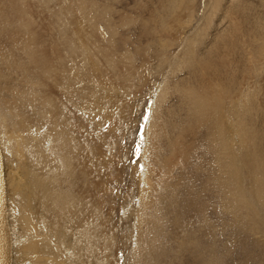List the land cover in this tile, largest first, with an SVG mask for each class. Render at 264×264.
I'll return each mask as SVG.
<instances>
[{"label":"rangeland","instance_id":"374dc122","mask_svg":"<svg viewBox=\"0 0 264 264\" xmlns=\"http://www.w3.org/2000/svg\"><path fill=\"white\" fill-rule=\"evenodd\" d=\"M163 1H165V3H163ZM163 1L50 0V2L55 3L53 4L52 8H57L58 11L61 10L62 14L65 15L67 19H69L73 24V53H75V56H77L75 57L73 55V102L77 103H73L74 124L72 130L74 134L73 136L75 137L73 138V144H77L76 146L73 145V194H76L78 198L80 194L87 195L89 201L92 203L94 201L96 206L99 205L102 207L100 209L104 215L103 218L107 220H105V223L109 227L107 228L106 244L104 243L102 246L106 253H103L107 255L105 256L109 260L111 258L115 259V261L113 259V263L108 262L109 260H107L108 264H133V259L131 260V258H136L137 256L139 257L141 253L142 254L140 257H143V259H145L146 256L149 259L154 257L157 261L156 262L153 260L154 264H264V220L261 221L263 223L257 222V219L253 220V212L251 211L250 223H252V225L249 223V225L246 224V227H244L241 224L242 220L239 219L240 212L237 215L234 214L236 213L235 211L238 205L236 204V206L234 205L231 207L232 209L234 208V211H231L234 212L233 214L227 213V210H222V207L219 206L222 201L219 198L217 189H206L202 185V182L195 185L196 190L194 193H192V187L190 185L192 184V176H194L192 173L193 170L197 169L198 171L202 172V175L207 172L205 165L207 159L206 157H203L206 146L205 143L202 145L204 130L202 123L193 121L191 118L187 120L190 122L186 121L190 114L189 109L183 105L179 98L181 91L189 88L190 82L192 83L190 87L196 86L207 89V85L214 86L216 83V85L219 86L220 81L217 80V75H222L223 79V76H226V79L229 77V84L225 81L228 86H224L228 93L226 98L227 101L225 100V102H223L225 105H223L224 108H222V113H224L223 115L221 113V120L224 119V126L222 125L221 127L223 136L222 140L224 142L226 141L224 146H227L229 142H232V144L234 142L232 147L234 148L235 146V148H239L238 145H240L241 142H247V137L242 135L243 132L246 133V129H249L252 138L254 139L256 127L258 130H260L263 127L262 121H264V45H261V42L264 41V36L262 33L256 31L257 28L253 23L261 20L259 23L264 25V0H213L214 2L212 0H183L187 2L176 0L179 4L186 3L187 5V3H189L188 7L182 4L184 7H182L183 9L179 7L175 0L174 3L173 0H170V3L167 2L168 0ZM160 2L162 4L161 7H165V9H167H164L165 13L163 12V9L160 8ZM213 4L216 5V8ZM241 4L243 5L242 7ZM101 5L104 7H101ZM168 5H170L169 7L172 8H169ZM178 7L180 9L179 12ZM189 7L190 10L188 9ZM246 7H248V9ZM159 8L162 10L160 11ZM94 9H96V11ZM234 11L237 12L235 13ZM170 12H172V14ZM230 12H233L234 15H238V13L241 12V14L239 13L238 16L242 15L243 17L239 18L236 16V18H239V22L236 21L235 24L236 19L235 17H232L233 15ZM227 13H229V15L231 14V16L227 15ZM163 14L166 17H164ZM83 16L84 19L82 18ZM173 16H176V18ZM40 17H43L41 20L44 21V23H47L50 14L47 12H41ZM166 18H168L170 21L172 20V24L168 19L167 21ZM159 19L164 20V29L162 28L163 26H161L162 23L161 21L159 22ZM242 21H245V23L247 22V24L242 23ZM230 23H232V25ZM240 23L244 24V26L242 24L240 25ZM228 24L231 28L230 31L232 32L229 31L230 28L228 27ZM235 26L236 29L238 27L239 28L236 30ZM240 28L241 31L239 30ZM167 30L169 32H167ZM248 30L249 32H247ZM252 31L254 34H257L254 36ZM109 32L112 33V43L111 41H108V39L111 40V36L109 37L111 33L109 34ZM245 32L249 35L245 34ZM243 35H246L244 36L245 41L243 40ZM222 36L225 37L223 38ZM182 37H185V40H182ZM192 37L193 39H191ZM255 37L258 38H256L258 42L254 41ZM159 38H163L167 42ZM251 38L253 40H250ZM158 39L161 42L164 41V43L158 42L161 44L159 45L157 43ZM200 39L203 41L202 43ZM218 40H227L226 43L228 44L229 42L230 45H223L225 41H222L223 43H218ZM239 40L241 43H239ZM215 42L221 44V47L219 45L217 46ZM254 42L259 43L262 47H259V44L256 45ZM180 43L183 45L184 49ZM243 44L246 45V48L243 46ZM247 44L250 45V48ZM179 45L181 46L182 51L179 50ZM225 45L227 47H225ZM257 46L261 48H258V50L263 51H261L262 56L260 55V51L258 53ZM154 47H156V49ZM228 47L229 49L232 47V51H236L237 49V53H235V51L232 52L229 50L228 52L225 50ZM253 47L255 48L253 49ZM189 48H193L191 49V52ZM210 48L214 53L210 51ZM98 49H108L112 59L110 56L105 58L100 55ZM187 49H189V52H186ZM217 49L219 50L218 52ZM207 50L210 52L208 53ZM247 51H254L253 53H255L256 57H258V55L261 57L259 56L256 58L253 53L249 52L247 55ZM206 52L207 54L205 55ZM243 52H246L244 56L247 55L245 59L247 61H243L242 63L241 61L243 58L238 57V54L240 53V55H242ZM256 52L258 54H256ZM178 53H182V57L179 56ZM228 53H231L232 56L237 57L234 58ZM209 54L211 56H209L210 58L208 59L207 56ZM82 55L85 57V59H88H86L87 65L85 66L82 65ZM212 55H216V57L212 58ZM228 55L230 56L229 59ZM201 56L204 57L203 59L205 61L207 60V63H204L205 61L203 60V62L202 58H199ZM182 58L184 61H187L184 62ZM221 58L222 60L224 58L225 61L228 59L226 61L228 63L226 66L227 68L225 67L227 64L225 61H219ZM231 58H233L234 61ZM261 58L263 60H261ZM255 59H258L259 63ZM208 60H210L209 62L212 63L208 64ZM215 60H217V62ZM235 61L239 65H253L254 67L252 66V70H254V72L252 71V73H250V65L248 66L249 69L245 67L246 69L244 68L245 71L243 72L242 68L244 66L242 65L243 67L239 66L238 68H240L245 75L241 73V71L239 74L238 71L240 69H236L238 64L236 66ZM245 62L247 64H244ZM203 63L205 64L204 68L202 65ZM230 64H232V68L230 67ZM256 64L261 66L263 65L261 67L262 71L260 66L259 70ZM187 65L189 68H187ZM222 67L226 69H222ZM201 68H203L202 72L205 71V75L204 73H200ZM229 68L230 70L236 69L239 75L235 74V72L233 73L234 70L228 71ZM192 69L193 71H191ZM256 69H258V71ZM215 70L216 73H214ZM223 70H226V72ZM198 71L200 72L198 73ZM247 71L249 72L248 75L250 74L249 76L252 77L254 75L255 78H248V76H246ZM260 71L261 73L263 72L262 79V75L260 76L261 73L258 74ZM229 74H231V76H229ZM242 74L246 76V79H250L249 81H246L248 84L245 83L244 80L246 79ZM209 75H211L212 79L208 78L210 77ZM235 76L238 77L237 80H235ZM189 77H192V80ZM201 77L202 79L200 80ZM186 78H189L190 82H187ZM241 78L244 84H241L242 82L239 81ZM180 79H183L186 82L185 83L182 80V83H185V85H180ZM197 79H199L201 83H199ZM231 79L234 83H231ZM252 79L256 80V83H251V85L255 84L253 86L250 85ZM259 79L263 83H261ZM236 81L241 83H237V85ZM194 82L201 85L199 86V84L197 85ZM239 85H244L242 87L243 89ZM173 87L176 88L174 89ZM235 87L238 89L237 92H235ZM218 88L220 89V87ZM251 88L253 91L255 90L257 92L258 96L254 93L255 91H250L252 90ZM257 89L259 91L261 90V92L258 93ZM244 91L248 93L252 92L254 94L253 95L250 93L249 97H257L256 101L253 100V105H250L252 109L251 107L247 108L248 106L246 107V105L243 106L246 108L242 109L243 113L245 114L248 110L250 112H248L249 115L252 117L253 115H251V113L254 114L252 121L248 118L247 121L245 120V117H250L247 114V116L243 117H240L241 114H237V116L236 114H232L235 105V109L238 112L240 106L244 104L243 98L240 99L241 101L243 100V102H239V98L243 97L241 94H243L242 92ZM248 93L243 94L245 98L248 96ZM261 93H263V95ZM231 96L234 97V101L232 102H230L233 100L230 99L232 98ZM237 96H239L238 102L236 100ZM258 98L261 99L260 103L258 102ZM249 102L247 101L245 103L249 104ZM238 103L239 108L237 107ZM240 103H242V105ZM255 105L256 110L253 109ZM250 110L254 112H251ZM230 112L231 115H229ZM226 118L229 121H227ZM241 118H243V121ZM183 120L184 122L186 121L185 123L187 124L190 123V125L188 124L189 126H187L185 123H181ZM234 121L238 122L235 123ZM229 122H233V124L230 125L231 123L229 124ZM247 122L253 123L255 126H252L251 124L250 126L247 124ZM236 124L240 125V128ZM243 125L245 127H242ZM247 125H249L251 128ZM232 127L237 128L238 131L236 129H232ZM261 132V134H263L260 136L261 140L256 139V142L259 148H262L261 151L264 156V127L262 128ZM179 142L180 144H178ZM171 143H176L185 150L189 149V159L184 156L182 157L186 163L170 152ZM138 147L139 151H137ZM166 148L169 151H167ZM251 153L253 154V148ZM160 160H162V162L166 161L164 163L168 165H163L164 163H160ZM162 165L163 168L160 167ZM86 166L89 168H86ZM82 167L86 168L84 170L86 173L88 172V175L84 173V170L82 173ZM195 175H198V173ZM202 175L201 177H197L204 179ZM87 176H89V179L86 178ZM262 177H264V173ZM164 182H166V184ZM83 185L86 186V188L83 187ZM243 188H245V186ZM82 191H84V193ZM89 201L87 202L88 205ZM102 201L104 202L101 203ZM255 203V210L262 209L264 207V197H257ZM172 208H174V210H171ZM123 211L124 214L122 213ZM176 211L177 213L180 212V214H178V217L180 218V222L178 221L179 224L172 221L176 216L174 214ZM94 213L95 212L92 211L90 215L92 219L88 217V221L93 220L95 215H98L97 213ZM261 213L264 219V212L261 211ZM76 215L80 216V213L77 212ZM230 215L234 220L236 217L239 220L236 221L237 223L233 227L229 224ZM232 215L235 216L233 217ZM146 216L148 218H146ZM107 217L110 218L107 219ZM144 218L147 222L154 220L156 224L153 223V225L146 226ZM112 219L114 221H112ZM247 220L249 221V219ZM79 224V221L73 218V234H76V230H79ZM159 226H162V228ZM147 228H149L150 233H147L149 232L146 230ZM144 229L146 231H144ZM108 230L111 232L109 233ZM136 233L138 237L136 236ZM141 234L144 238H146L145 240L150 238V236L152 237L153 235V240L151 239V245L155 247L152 246V251H150V253L148 252L149 254L146 253V255L144 254V251H147V244L145 243V240L143 242L146 244V247L143 246L144 243L142 242V252L137 254L135 253L136 251H134L136 239L142 237ZM62 238L60 240V244L61 242H65L67 245L65 243L61 244L62 246L60 245V254H58L54 249L53 245L55 244H52L51 246V249L59 258V260H61V258L62 260H64V258H69L68 246L72 240L74 245L75 241V238L72 236L69 237L70 239L66 237ZM154 240L159 248L158 246L156 247ZM160 243L163 247L160 245ZM151 252L154 254V256L151 255ZM94 254L97 253L94 252ZM94 254L93 257H95ZM63 255H66L67 257H64ZM77 258H82L79 256V253ZM72 263L80 264L78 262L76 263L75 259L72 260Z\"/></svg>","mask_w":264,"mask_h":264},{"label":"bare ground","instance_id":"6f19581e","mask_svg":"<svg viewBox=\"0 0 264 264\" xmlns=\"http://www.w3.org/2000/svg\"><path fill=\"white\" fill-rule=\"evenodd\" d=\"M169 1L170 0H168L167 2H169ZM177 1H176V3L179 5V7L181 9H183L184 7L182 6V4H184V3H182V4L180 3L181 4V6H180V4ZM183 2H187V1H183ZM163 3H165V1H163ZM173 3H174V0H173ZM176 3H175V5H176ZM215 3H217V2H215ZM53 4H55V3L50 2V0H0V193H1V205H2L4 228H5L6 236L8 237L7 242L9 245V253H8L6 264H60V263L61 264H73L72 263L73 259H75L76 263L78 262L80 264L81 263L82 264H95V263L108 264V262L113 263L115 261V259L111 258L112 260L110 259L111 260L110 261L108 258H106L107 255L103 253L105 251H104V248L102 246L104 245V243L106 244L107 228H109V227L105 223L106 219L103 218L104 215L100 209L102 207L99 205L96 206L94 204V201H93V203L91 201H89V199L87 198V195L80 194L79 198H78L76 196V194H73V145H74L73 144V138H75V137L73 136L74 134H73L72 127L74 124L73 123V103H76V102H73V92H74L73 91V84H74L73 83V55L75 56V53H73V31H72V29H73L72 25L73 24L70 22L69 19H67V17L65 15L62 14L61 10L58 11L57 8L53 9L52 8ZM160 4H161V2H160ZM188 4L189 3H187V5H186V3H185L184 5L188 7L189 6ZM263 5H264V2H263ZM102 6L103 5H101V7ZM161 6H162V4L160 5V8H162L163 12H164L165 7L163 8ZM163 6H165V5H163ZM169 6L170 5H168V7ZM215 6L216 5H214V7ZM242 6L243 5L241 4V7ZM62 7H63V5H62ZM179 7H178V9H179ZM187 7H185V8H187ZM169 8H172V7H169ZM173 8H175V7H173ZM246 8L248 9V7H246ZM162 9H160V11ZM188 9L190 10V7ZM188 9H186V10H188ZM191 9H193V8H191ZM94 10L96 11V9H94ZM165 10H167V9H165ZM179 11H180V9L178 10V12ZM41 12L42 13L47 12L50 14V17H49L47 23H44V21L41 20L43 18V17H40ZM101 12H103V11H101ZM153 12H155V11H153ZM234 12L236 13L237 11H234ZM170 13L172 14V12H170ZM239 13L241 14V12H239ZM239 13H238V15H239ZM101 14H103V13H101ZM159 14H160V12H159ZM188 14H189V12H188ZM231 14L233 15L232 17H235V19H236V20L234 19L235 24H236V21L239 22L240 17H243L242 15L241 16H238L237 14L234 15L233 12ZM231 14L229 15V13H227V15H229V16H231ZM161 15H162V12H161ZM167 15H170V14H167ZM104 16H105V14H104ZM163 16L166 17L164 14H163ZM179 16H180V14H179ZM225 16H226V13H225ZM236 16H238L239 18L237 17L238 18L237 19ZM252 16H254V15H252ZM151 17H152V15H151ZM82 18L84 19V16ZM97 18H98V16H97ZM174 18H176V16ZM102 19H106V18H102ZM167 19L168 18H166V20ZM164 20H165V18H164ZM164 20L159 19V22L161 21V23H162L161 26H163ZM242 20H244V19H242ZM171 21L169 20V22H171ZM260 21L261 20H258L253 24L257 28L256 31L262 33V35L264 36V25H261V23H259ZM81 22H82V20H81ZM172 22H171V24H172ZM242 23L247 24V22L245 23V21L244 22L242 21ZM242 23H240V25ZM230 24L232 25V23H230ZM244 24H242V25L244 26ZM173 25H174V23H173ZM112 26H113V23H112ZM243 26H240V27H243ZM228 27H229V24H228ZM162 28L164 29V26ZM251 28H250V30H251ZM235 29H236V26H235ZM248 29H249V26H248ZM168 30H167V32L170 31V30L169 31ZM230 30H231V28L229 29V31ZM239 30L241 31V28ZM253 31H252V34L255 36V34H257V33L254 34L255 31L254 32ZM225 32H226V30H225ZM230 32H232V31H230ZM233 32H234V30H233ZM247 32H249V30ZM110 33L111 32H109V34ZM157 33L159 35L158 30H157ZM92 34H93V32H92ZM245 34H248V33L245 32ZM115 35H116V31H115ZM219 35H218V37H219ZM222 35H224V34H222ZM248 35H247V37H248ZM160 36H163V35H160ZM244 36H246V35H243V40L245 41ZM109 37L111 38V40L108 39V41H111V43H112V39H113L112 33L109 35ZM257 37H255V39ZM145 38H147V37H145ZM184 38L182 37V40ZM188 38H190V37H188ZM240 38H241V36H240ZM252 38L250 40H253ZM159 39H163V38H159ZM159 39H158L157 43L158 42L164 43L165 39H163L164 41L162 40L163 42L159 41ZM191 39H193V37ZM248 39H249V37H248ZM255 39H254V41L258 42V40L257 39L255 40ZM227 40H224L225 43H223L224 42L223 40H221V41L218 40L219 41L218 43L223 41L222 43L224 45V44H227L226 43ZM165 42H167V41H165ZM192 42H193V40H192ZM202 42L203 41L201 40V43ZM213 42H212V44H213ZM262 42H261V45L262 44L264 45V41H262ZM113 43H114V41H113ZM169 43H170V41H169ZM199 43H200V41H199ZM218 43H216L217 46L218 45L220 46L221 44H218ZM239 43H241L240 40H239ZM246 43H244V44H246ZM228 44H229V42H228ZM244 44H243V46L245 47L246 45H244ZM255 44L258 45L259 43H255ZM105 45H107V44H105ZM159 45H161V44H159ZM180 45H182V44L180 43ZM247 45H249V44H247ZM261 45L259 44V47H262ZM164 46L166 47L165 44H164ZM225 47H227V46L225 45ZM239 47H240V45H239ZM248 47L250 48V45ZM259 47L257 46L258 53L260 51V50H258ZM154 48L156 49V47H154ZM182 48H183V45H182ZM186 48H187V46H186ZM249 48H247V49H249ZM254 48L255 47H253V49ZM189 49H187L186 52H189L188 51ZM191 49H193V48H191ZM191 49H190V52H191ZM231 49H232V47H231ZM231 49H229V47H228L225 50H227L229 52V50L232 51ZM259 49H261V48H259ZM179 50L182 51L181 46H180ZM220 50H222V49H220ZM98 51L100 52V55H102L103 57L107 58L108 56H110V58L112 59V57L110 55V51L108 49H100V50L98 49ZM210 51H212V49ZM210 51H208V53ZM218 51L219 50L217 49V52ZM234 51H232V52H234ZM261 51H260V55H261ZM248 52L249 51H247V55H248ZM253 52L254 51H252V52L250 51L249 53H253ZM182 53L181 54L178 53V55L181 56ZM220 53H221V51H220ZM231 53L230 54L228 53V54L231 55ZM235 53H237V49H236ZM240 53L238 54V57L243 58L241 62L243 63V61H247V60H245L247 55L244 56V54H246V52H243L242 55H240ZM258 53L256 52V54H258ZM185 54H187V53H185ZM206 54H207V52L205 53V55ZM253 54L256 57L255 53H253ZM87 55H89V54H87ZM260 55H258V57ZM209 56H211V55L209 54L207 56L208 59L210 58ZM75 57H77V56H75ZM213 57H216V55L215 56L212 55V58ZM232 57L236 58L237 56H232ZM258 57H256V58H258ZM199 58H202V61L204 60L203 59L204 57H202V56ZM229 58H230V56L228 57V59ZM252 58H254V57H252ZM86 59L82 55V63H83L82 65L83 66L87 65ZM231 59L234 61L233 58H231ZM239 59H241V58H239ZM210 60H208V64L210 63L209 62ZM220 60H221V62L225 61L224 58H223V60H222V58L219 59V61ZM261 60H263V59L261 58ZM183 61H184V59H183ZM186 61H184V62H186ZM206 61L204 63H207ZM215 61L217 62V60H215ZM256 61L258 62V59ZM179 62H180V60H179ZM263 62H262V64H263ZM204 63L202 64L203 68L205 67ZM250 63H251V61H250ZM237 64L238 63L236 62L235 65L237 66ZM244 64H247V63L245 62ZM227 65H228V63L225 65V67ZM230 65H231L230 67L232 68V64H230ZM242 65L238 64L236 69L239 70L240 68H238V67L239 66L243 67L244 65L243 66ZM249 65L250 64H247V66L245 65L242 68L243 72L245 71L246 68L249 69L248 68ZM256 65H257L258 69H259V66H260V69L263 66V65L261 66L258 64H256ZM252 66L251 65L249 66L251 69V70L249 69L250 73H252V71L254 72V70H252ZM223 67H224V65H223ZM223 67H222V69L227 68V67L226 68H223ZM233 67H235V66H233ZM187 68H189V66ZM191 68H192V66H191ZM203 68H201V72L198 71V73L199 72L201 74L204 73V75H205V71L202 72ZM236 69H233L234 71L232 69L230 70V68H229V70L228 69L227 70L233 71V73L235 72V74H238L241 71V69L238 71V73H237ZM258 69H256V70L258 71ZM188 71H186V72H188ZM191 71H193V69ZM223 71L226 72V70H223ZM223 71H222V73H223ZM261 71H262V69H261ZM261 71L259 73L258 72L257 73L260 74ZM208 72H209V70H208ZM243 72L241 71V73H243ZM105 73H107V72H105ZM214 73H216V70L214 71ZM248 73L249 72L247 71L246 76H248V78H255V76L253 75L255 73L252 74L253 75L252 77L249 76L250 74L248 75ZM262 73L260 74V76L262 75ZM242 75H241V77H242ZM209 76L210 77H208V76L207 77L210 79L211 75H209ZM229 76H231V74H229ZM246 76H244L245 79H246ZM223 77H224V79L222 78V75H220V76L217 75V80L220 81L219 86H217L215 83L214 86L207 85V89L206 88L203 89V88L196 87V86L190 87L192 83L189 81L190 80L189 78H191V80H192V77H189L188 79L186 78L187 82H190L189 83L190 86H189V88L181 91V95H179L180 96L179 98H180L181 102L183 103V105L186 106L187 109H189L190 114H189V117L186 119V121L189 118H191L193 121H196L198 123H202L203 130H204V138L202 141V145H204V143H205V146H206L205 147L206 150L204 151L205 154L203 155V157L204 158L206 157V159H207V162L205 164L207 172L205 174L203 173L204 175H202L201 174L202 172L198 171L197 169H194L192 172L194 174V176H192V180H191L192 184L191 185L189 184V185L192 187V193H194L196 190L195 185H197L201 182L203 183L202 185L206 189L212 190L213 188H216L217 193L219 195V198L222 201L221 202L219 199V201L221 202V204H219V206L222 207V210H227V213L233 214L234 212H231V211H234V208L232 209L231 207L234 205L236 206V204H237L238 207L235 211L236 213H234V214L237 215L240 212L239 213V215H240L239 219L242 220L241 224L244 227H246L245 225L246 224L249 225V223H250V216H251L250 212L251 211L253 212V220L257 219V222H259V223H263L261 221L264 220L262 213H261V211L264 212V207L262 209L255 210L256 198L259 196L264 197V180H262V179H264V177H262L263 173H264L263 172L264 171V159H263L264 156H263V153L261 151L262 148L260 149L257 142H256L258 139L261 138L260 136L263 135V134H261L262 133L261 131H262V128L264 127V121H262L263 127L261 126L262 128L260 130H258V128L256 127L255 133H254V139L252 138V135H251V132L249 131V129H246V131L244 130L246 133L243 132L242 135H245L247 137V142H245V143L241 142V144L238 145L239 148H235V146H234V148L232 147L234 142H233V144H232V142H229L227 145L228 147L224 146L226 141L224 142L222 140L223 136H222V128L221 127H222V125L224 126V124H223L224 119L221 120V117H222L221 113H222V108H224L223 105H225V103L223 104V102H225L227 95H228L226 88H224V86L225 87L228 86L225 83V81L228 82L229 77H228V79L225 78L226 76H223ZM232 77H230V78H232ZM262 77H263V75L261 76V79H262ZM258 78H259V76H258ZM183 79H184V77H183ZM183 79H180L181 80V82L179 81L180 85L183 84L182 83L184 81ZM201 79H202V77L200 78V80ZM237 79H238V77H236L235 80H237ZM197 80L199 81V79H197ZM249 80L250 79H246L244 81H245V83L248 84V82H246V81H249ZM252 80L250 82V85H251V83H254V82L256 83L255 79L253 81ZM239 81L242 82V83L240 82L241 84H244L242 81V78ZM259 81L261 83H263L260 79H259ZM232 82L233 81L231 79V83ZM185 83L183 85H185ZM194 83L197 84L196 82H194ZM199 83H201V81H199ZM237 83H239V82L236 81V84ZM228 84H229V82H228ZM200 85L201 84H199V86ZM212 85H213V83H212ZM253 85H255V84H252L251 86H253ZM243 86H240V87L242 88ZM218 87H220V89ZM236 87H235L236 91L234 90L235 92L238 91V89ZM260 87H259V89H260ZM245 89H246V84H245ZM250 91H253V89ZM230 92H232V91H230ZM259 92H261V90L260 91L258 90V93ZM239 93H241V92H239ZM242 93L247 94L248 92L244 91ZM250 93L253 94L252 92H250ZM250 93H248V96L246 98L244 97L243 94H241L243 97L239 98V102L241 101L240 99L243 98L244 104L242 105V103H240L242 105V106H240L241 111H240V109H238L239 110L238 112L235 109V106H236L235 105L233 108L234 109V111L232 113L233 115L236 114V116H237V114L238 115L241 114L240 117L241 116L242 117L247 116V115L250 116L249 115L250 112L248 110L246 113L247 115L245 113H243V110H242V109L246 108L247 106H248L247 108L251 107L253 105L252 104L253 100L256 101V99H257V97H255V96L249 97ZM254 93L258 96L256 91ZM261 94L263 95V93H261ZM176 97H177V95H176ZM238 97L239 96H237V99H236L237 102H238ZM179 98H177V99H179ZM233 98L234 97H232L230 99H233ZM235 98H236V96H235ZM251 98H252V101H251ZM253 98H255V99H253ZM259 98H261V97H259ZM248 99L250 100V102ZM243 100L241 102H243ZM260 100L261 99H259V101H258L259 103L261 102ZM232 101H234V99L231 100L230 102H232ZM247 101L249 102V104L245 103ZM244 105H246V107H243ZM232 106H233V104H232ZM237 107L239 108V103H238ZM255 107H256V105L253 107V109H255ZM251 109H252V107H251ZM250 111L254 112L252 110H250ZM187 112H188V110H187ZM181 113H183V112H181ZM223 113H222V115H223ZM242 114H245V115H242ZM229 115H231V112ZM233 115H232V117H233ZM251 115H253V117L252 116L245 117L246 118L245 120L247 121V118H248L252 121L254 118V114L251 113ZM240 117H238V118H240ZM235 119H237V118H235ZM231 120H233V119H231ZM241 120L243 121V118H241ZM227 121H229V120L227 119ZM227 121H226V123H227ZM185 122L183 120V122H181V123H185ZM187 122H190V121H187ZM234 122L237 123L238 121L237 122L234 121ZM230 123L231 122H229V124ZM185 124L187 126L190 125V123H188L189 125L187 123H185ZM232 124H233V122L230 125H232ZM247 124H249V125L251 124L252 126L253 125L255 126V124L250 123V122L249 123L247 122ZM236 125L239 126V128H240V125H238V124H236ZM249 125H247V126H249ZM179 126H180V124H179ZM237 126H235V127H237ZM258 126H260V125H258ZM242 127H245V126L243 125ZM232 129H236L238 131L237 128L232 127ZM180 130H182V129H180ZM223 131H225V130H223ZM242 131H243V128H242ZM179 133H180V131H179ZM239 135H241V134H239ZM231 136H233V135H231ZM240 139H241V137H240ZM241 141H242V139H241ZM178 144H180V142ZM76 145H74V146H76ZM163 145H164V143H163ZM167 145H169V144H167ZM252 148H253V154L251 153ZM167 151H169V150L167 149ZM170 152H172V154L174 156L179 157V159H181V160H183V158H182L183 156L186 158L189 157V149L185 150V149L181 148L180 146H178L176 143H173V144L171 143ZM166 154H169V153H166ZM80 155H82V154H80ZM167 156H169V155H167ZM162 160H164V159H162ZM162 160H160L161 161L160 163L166 162V161L162 162ZM85 165H87V164H85ZM163 165H168V164L164 163ZM163 165L160 167L163 168ZM87 166H86V168H89ZM86 168L82 167V173H83V170ZM84 173H86L85 170H84ZM89 173H90V171H89ZM197 173H198V175H195ZM199 173H200V175H199ZM74 175H75V173H74ZM86 175H88V172L86 173ZM201 175H202V177H204V179L197 177V176L201 177ZM81 177H82V175H81ZM88 177L89 176H87L86 178H88ZM78 180H79V178H78ZM157 183H159V182H157ZM164 183L166 184V182H164ZM84 185H86V184H84ZM84 185H83V187L86 188V186H84ZM243 185L245 186V188H243L244 187ZM198 188H199V186H198ZM82 192L84 193V191H82ZM88 201H89V205L87 203ZM103 202L104 201H102L101 203H103ZM181 205H183V204H181ZM219 209H220V207H219ZM171 210H174V208H172ZM92 211L97 213L98 215H95L93 220L88 221V217H90ZM77 212L80 213V216L76 215ZM122 213L124 214V211ZM144 213H145V211H144ZM174 214L176 216H175L174 220H172L173 218L171 220L174 221V223L177 222L179 224L180 218L178 217V214H180V212L177 213V211H176ZM107 216H109V215H107ZM232 216L234 217L235 215H232ZM261 217H262V219H261ZM73 218L75 220H78L80 223L79 224L80 228L78 231L76 230V232H77L76 234H73V226H72L73 225ZM108 218H110V217H107V219ZM146 218H148V217L146 216ZM236 219H237V217H236ZM236 219L234 220L230 215V221H229L230 226L232 225V227H233L237 223L236 221H239L238 219L237 220ZM247 219H249V221ZM144 220H145V218H144ZM166 220H167V218H166ZM112 221H114V220L112 219ZM149 221H151V220H149ZM251 222H253V221H251ZM153 223H155L154 220L151 222H147L145 220L146 226L153 225ZM183 224H184V222H183ZM250 224L252 225V223H250ZM154 226H156V225H154ZM159 227L162 228V226H159ZM247 228H248V226H247ZM154 229H155V227H154ZM239 229H242V228H239ZM146 230L149 231V228H147ZM146 230L144 229V231H146ZM236 231H237V229H236ZM110 232L111 231H109V233ZM154 232L157 233L156 231H154ZM245 232H247V231H245ZM147 233H150V231ZM71 236L73 238H75V241H74V245H73V240H72V242H70V244L68 246L69 250L68 249L67 250L69 252V258H64V260H62V258H61V260H62L61 261L56 256V254L53 252V250L51 249V246H52V244H55V245H53L54 249L56 250V252L58 254H60L61 253L60 245L65 243V242H63V243L61 242V244H60L61 238L62 237L69 238ZM136 236H137V233H136ZM152 238H153V235H152V237L150 236V238H147V240L149 239L148 242H147V240H145L146 238H144L143 235H142V237H139L138 239H136L135 250H134V251H136L135 253L138 254L139 252H142V245L144 243L143 242L144 240L146 241L145 243L147 244V248H146L147 251L143 250L144 254L146 255V253H148V252L150 253V251H152V249H153L152 248L153 245H151V241L153 240ZM62 239H64V238H62ZM154 239H155V237H154ZM156 240H157V237H156ZM145 243L143 245L144 247H146ZM154 243H155V240H154ZM156 244L157 243H155V245ZM160 245L162 246L161 243H160ZM157 246L158 245H156V247ZM153 247H155V246H153ZM158 248H159V246H158ZM155 251H156V248H155ZM94 252L97 254H94ZM78 253H79V256L82 258H77ZM93 254L95 255V257H93ZM141 254H140V256H141ZM145 255H144V257H145ZM151 255L154 256V254L152 252H151ZM158 255H160V254H158ZM63 256L65 257L66 255H63ZM72 256L76 257V258H73ZM139 257L137 256L136 258L135 257L131 258V260L133 259L132 260L133 264H141V263H143V264H154L153 260L156 261V259L154 257H153L154 259L153 258L149 259L147 256L145 259H143V257H140V258ZM141 258H142V260H141ZM113 259H114V261H113ZM107 260H109V261L107 262Z\"/></svg>","mask_w":264,"mask_h":264},{"label":"snow or ice","instance_id":"6c2138e0","mask_svg":"<svg viewBox=\"0 0 264 264\" xmlns=\"http://www.w3.org/2000/svg\"><path fill=\"white\" fill-rule=\"evenodd\" d=\"M137 151H139V147L137 148Z\"/></svg>","mask_w":264,"mask_h":264}]
</instances>
